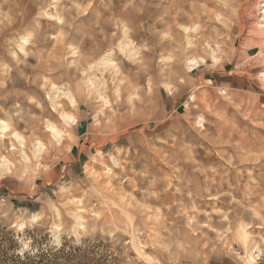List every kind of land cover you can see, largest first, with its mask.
<instances>
[{
	"label": "clouds",
	"instance_id": "obj_1",
	"mask_svg": "<svg viewBox=\"0 0 264 264\" xmlns=\"http://www.w3.org/2000/svg\"><path fill=\"white\" fill-rule=\"evenodd\" d=\"M0 264H264V0H0Z\"/></svg>",
	"mask_w": 264,
	"mask_h": 264
}]
</instances>
